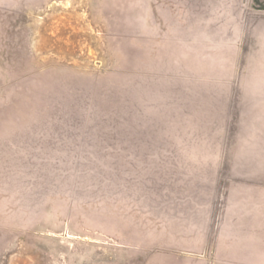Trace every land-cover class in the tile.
<instances>
[{
  "label": "rangeland",
  "instance_id": "374dc122",
  "mask_svg": "<svg viewBox=\"0 0 264 264\" xmlns=\"http://www.w3.org/2000/svg\"><path fill=\"white\" fill-rule=\"evenodd\" d=\"M0 264H264V0H0Z\"/></svg>",
  "mask_w": 264,
  "mask_h": 264
}]
</instances>
